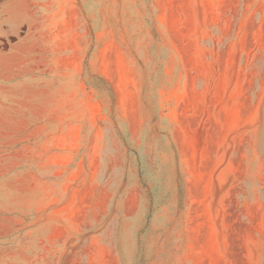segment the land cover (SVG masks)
I'll return each mask as SVG.
<instances>
[{"label": "rangeland", "instance_id": "1", "mask_svg": "<svg viewBox=\"0 0 264 264\" xmlns=\"http://www.w3.org/2000/svg\"><path fill=\"white\" fill-rule=\"evenodd\" d=\"M76 2L83 79L37 64L4 137L0 264H264V0Z\"/></svg>", "mask_w": 264, "mask_h": 264}, {"label": "crops", "instance_id": "2", "mask_svg": "<svg viewBox=\"0 0 264 264\" xmlns=\"http://www.w3.org/2000/svg\"><path fill=\"white\" fill-rule=\"evenodd\" d=\"M78 8L76 0H0V163H10L4 137H19L22 122L29 123L21 104L29 102L36 65L43 72L46 60L54 73L83 79L91 39Z\"/></svg>", "mask_w": 264, "mask_h": 264}]
</instances>
